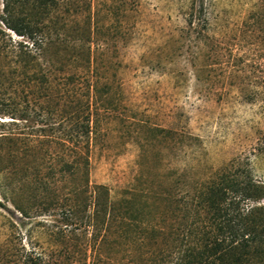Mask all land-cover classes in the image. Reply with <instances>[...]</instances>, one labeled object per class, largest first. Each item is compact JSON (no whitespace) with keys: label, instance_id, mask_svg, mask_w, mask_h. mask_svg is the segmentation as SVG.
<instances>
[{"label":"rangeland","instance_id":"rangeland-1","mask_svg":"<svg viewBox=\"0 0 264 264\" xmlns=\"http://www.w3.org/2000/svg\"><path fill=\"white\" fill-rule=\"evenodd\" d=\"M34 1L0 0V123L17 122L24 140L16 159L5 146L0 167L10 170L18 193L12 200L34 207L37 168L46 183L41 200L54 207L25 218L1 195V241L50 248L49 233L63 223L49 215L72 206L75 184L83 202L82 176L75 181L62 170L73 159L63 143L76 115L91 120V184L106 186L113 201L141 182L163 191L173 171L205 172L237 158L249 160L264 183V0H77L92 4L93 22L84 89L76 96L71 36L84 15L73 13L75 0H58L48 14L32 9ZM43 23L54 41L46 55L53 70L48 93L32 87L35 70L26 74L22 62L34 44L28 27ZM217 37L232 50L222 66L210 57ZM27 137L36 141L30 154ZM4 178L0 173V183ZM114 250L107 264H137L135 252Z\"/></svg>","mask_w":264,"mask_h":264},{"label":"trees","instance_id":"trees-1","mask_svg":"<svg viewBox=\"0 0 264 264\" xmlns=\"http://www.w3.org/2000/svg\"><path fill=\"white\" fill-rule=\"evenodd\" d=\"M58 4V0H35L30 6L48 14ZM83 5L77 0L73 2V13L84 15L82 21L75 23L71 36L72 64L77 72L70 82L75 96L84 89L83 71L92 42V4ZM8 7L9 4L7 11ZM28 29L34 44L32 49L25 47L23 69L26 74L34 69L29 77L32 87L48 93L53 82L52 65L50 59L46 60L54 43L50 26L43 23ZM205 37L211 40L213 36ZM201 51L204 55L207 52L204 48ZM227 51L232 53L217 37L216 47L210 52L214 64L222 66ZM88 88L91 89L90 84ZM79 119L78 115L74 117L73 127L67 133L69 144L63 143L73 159L62 170H67L75 181L82 176L83 202H77L81 192L75 184L72 206L49 215H59L63 223L49 233L50 248L16 247L8 239L0 240V264H107L115 248L135 252L137 264H264V183L253 176L249 160L237 158L205 172L193 167L181 173L173 171L166 182L169 188L163 191L144 186V177L140 175L139 188L133 186L124 191L121 199L113 201L106 186L91 184V120ZM12 123H0V153L8 145L13 147L11 156L16 159L24 140L18 123ZM33 137L39 139L40 135ZM33 137H27L29 154L35 151ZM50 153L47 155L52 157ZM34 170L33 182L29 180L30 173L22 179L25 183L31 181L29 197L32 203H40L36 207L12 200L18 193L11 188L10 170L0 167V173H5L0 196L10 200L25 218L42 216L53 206L42 202L40 195L46 183L37 180L39 172Z\"/></svg>","mask_w":264,"mask_h":264}]
</instances>
